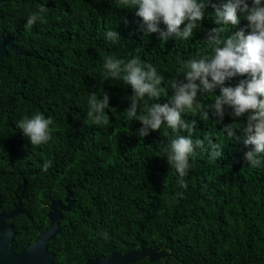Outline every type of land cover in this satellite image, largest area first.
<instances>
[{
  "label": "trees",
  "instance_id": "16d2710c",
  "mask_svg": "<svg viewBox=\"0 0 264 264\" xmlns=\"http://www.w3.org/2000/svg\"><path fill=\"white\" fill-rule=\"evenodd\" d=\"M40 5L47 7L45 22L27 27L29 13ZM137 10L121 0H0V35L16 38L15 46L26 55L8 51L0 61V102L12 97L0 109V213L13 210L25 180L22 214L8 221L17 234L14 251L48 228L49 204L63 202L69 187L73 205L62 212L60 234L47 243L54 264H85L142 248L170 256L134 264H264V158L258 168L243 159L252 150L243 143L246 118L234 125L241 127L235 130L237 140L223 132L233 122L230 115L221 122L211 113L207 121L191 111L183 115L196 121L194 138L210 136L223 155L213 162L197 150L184 178L187 187L181 188L163 151L173 131L162 126L140 137L142 125L124 112L131 87L106 78L103 67L108 56L125 61L139 56L157 68L164 87L183 79L181 60L212 54L205 40L216 27L212 8L193 38L166 42L142 31ZM245 24L241 17L227 32ZM159 27L166 31L162 22ZM107 30H116L121 41H107ZM244 78L224 86L234 87ZM91 93L109 96L108 123L87 119ZM170 96L171 89L159 102ZM212 100L202 97L203 103ZM145 102L152 100L145 97ZM36 113L54 120L46 144L31 145L17 128L20 119ZM46 160L52 166L44 172Z\"/></svg>",
  "mask_w": 264,
  "mask_h": 264
},
{
  "label": "clouds",
  "instance_id": "9594fccd",
  "mask_svg": "<svg viewBox=\"0 0 264 264\" xmlns=\"http://www.w3.org/2000/svg\"><path fill=\"white\" fill-rule=\"evenodd\" d=\"M121 3L128 9H138L135 14L143 21L142 31L158 34L161 42L170 38L184 41L193 38L194 32L201 27L206 9L212 8L216 27L207 32L205 39L212 46V54L181 60L179 76L183 79H172L164 87V77L157 68L139 56L127 61L108 56L103 65L106 78L122 80L131 87L133 95L129 97V107L124 112L129 121H138L142 125L137 133L140 137L147 136L150 130L159 131L162 126L173 131L163 151L167 154L168 165L180 178V187H187L184 178L191 168L190 157L203 152L215 162L223 155L221 145L213 142L210 136L194 138L195 119L183 118L189 111L203 121L209 120L210 113L218 118V122L230 115L233 122L226 125L223 132L237 140L235 130L241 127L234 125L246 118L243 143L251 145L252 150L245 152L243 159L248 167H261L264 158V0H227L219 4L211 0H121ZM46 11V5H40L37 11L30 12L26 26L30 28L37 22H45ZM241 17L246 21L245 26L229 34L227 27L239 25ZM161 22L166 31L159 27ZM104 35L113 44L121 41L116 30H107ZM235 77L246 78L240 79L234 87L224 86L225 81ZM217 88L218 95L214 94ZM169 89L170 99L160 103L161 96H167ZM205 95L213 97L211 103L202 102ZM145 97L151 98L152 102H145ZM107 108V93L88 94L87 119L98 125L108 123ZM53 124L52 117L36 113L20 119L17 128L31 145H42L51 140L50 126ZM51 166V160H46L42 170L47 172Z\"/></svg>",
  "mask_w": 264,
  "mask_h": 264
},
{
  "label": "water",
  "instance_id": "95a60500",
  "mask_svg": "<svg viewBox=\"0 0 264 264\" xmlns=\"http://www.w3.org/2000/svg\"><path fill=\"white\" fill-rule=\"evenodd\" d=\"M15 38L0 36V61L7 57L8 51L21 56L24 53L14 45ZM12 100L0 102V109H4ZM66 195L63 202L52 201L49 204L47 218L49 226L46 230L40 232L31 243L27 244L21 251L15 252L13 244L16 232L12 226L7 224L8 220L22 214V200L25 193V180H23L20 194L16 198L13 210L7 214L0 213V264H54V255L48 251L47 243L53 240L61 232L60 221L62 212H68L72 205V193L69 187H65ZM170 254L159 249L142 248L139 251L113 252L107 257L101 256L89 259L85 264H134L137 261L148 259L154 262L158 259L169 257Z\"/></svg>",
  "mask_w": 264,
  "mask_h": 264
},
{
  "label": "flooded vegetation",
  "instance_id": "af4514ba",
  "mask_svg": "<svg viewBox=\"0 0 264 264\" xmlns=\"http://www.w3.org/2000/svg\"><path fill=\"white\" fill-rule=\"evenodd\" d=\"M0 36H3V35H0ZM5 37V36H3ZM7 37V36H6ZM7 38H11V37H7ZM15 41H16V38H15ZM14 45H15V42H14ZM9 213V212H8ZM2 214H5V213H2ZM7 214V213H6ZM9 221V220H8ZM8 221L6 222L8 224ZM10 225V224H9Z\"/></svg>",
  "mask_w": 264,
  "mask_h": 264
}]
</instances>
